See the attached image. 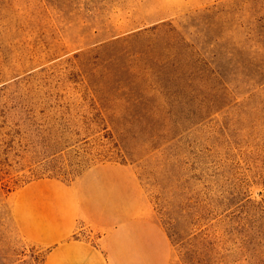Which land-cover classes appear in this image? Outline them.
Returning a JSON list of instances; mask_svg holds the SVG:
<instances>
[{
  "label": "rangeland",
  "instance_id": "obj_1",
  "mask_svg": "<svg viewBox=\"0 0 264 264\" xmlns=\"http://www.w3.org/2000/svg\"><path fill=\"white\" fill-rule=\"evenodd\" d=\"M105 162L181 264H264V0H0V264Z\"/></svg>",
  "mask_w": 264,
  "mask_h": 264
},
{
  "label": "crops",
  "instance_id": "obj_2",
  "mask_svg": "<svg viewBox=\"0 0 264 264\" xmlns=\"http://www.w3.org/2000/svg\"><path fill=\"white\" fill-rule=\"evenodd\" d=\"M71 211H46L30 234L43 264H181L134 168L105 162L69 187Z\"/></svg>",
  "mask_w": 264,
  "mask_h": 264
},
{
  "label": "trees",
  "instance_id": "obj_3",
  "mask_svg": "<svg viewBox=\"0 0 264 264\" xmlns=\"http://www.w3.org/2000/svg\"><path fill=\"white\" fill-rule=\"evenodd\" d=\"M160 32H162V33H165V34H172V31L171 30H167V31H159L158 33H156V34H154V32H153V34H152V36H154V37H156V38H158L159 36H160ZM141 35H143V34H138V35H136V37L138 36H141ZM151 35V34H150ZM150 35H147L146 37L147 38H149L150 37Z\"/></svg>",
  "mask_w": 264,
  "mask_h": 264
}]
</instances>
